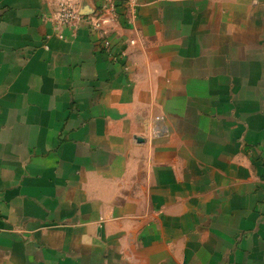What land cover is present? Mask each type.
I'll return each instance as SVG.
<instances>
[{
	"label": "crops",
	"instance_id": "0c3cea01",
	"mask_svg": "<svg viewBox=\"0 0 264 264\" xmlns=\"http://www.w3.org/2000/svg\"><path fill=\"white\" fill-rule=\"evenodd\" d=\"M61 1L0 0V264H264V0Z\"/></svg>",
	"mask_w": 264,
	"mask_h": 264
},
{
	"label": "built area",
	"instance_id": "2783aa9c",
	"mask_svg": "<svg viewBox=\"0 0 264 264\" xmlns=\"http://www.w3.org/2000/svg\"><path fill=\"white\" fill-rule=\"evenodd\" d=\"M83 18H89L88 24L91 32L106 35L107 27L118 22V0H101V4L94 9L90 16H83L79 13V8L76 4L70 1H61L58 4L56 11L53 14L55 29L59 32L64 27H73ZM111 43L108 40L104 41V48L110 50ZM163 117H157V122H162ZM158 134V131H157Z\"/></svg>",
	"mask_w": 264,
	"mask_h": 264
},
{
	"label": "water",
	"instance_id": "95a60500",
	"mask_svg": "<svg viewBox=\"0 0 264 264\" xmlns=\"http://www.w3.org/2000/svg\"><path fill=\"white\" fill-rule=\"evenodd\" d=\"M93 12H94V10L90 12L89 9H88V10L85 9V10H83V11H80V10H79V13H80L81 15H83V16H90V15L93 14ZM138 141H139V142H142V139H141V138H138Z\"/></svg>",
	"mask_w": 264,
	"mask_h": 264
}]
</instances>
